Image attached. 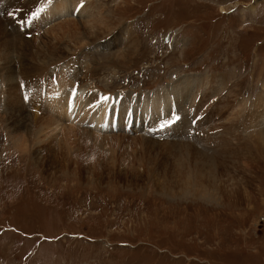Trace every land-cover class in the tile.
<instances>
[{"label":"rangeland","instance_id":"374dc122","mask_svg":"<svg viewBox=\"0 0 264 264\" xmlns=\"http://www.w3.org/2000/svg\"><path fill=\"white\" fill-rule=\"evenodd\" d=\"M49 1L10 0L9 11L0 6L4 22L19 16V10L29 12L27 26L46 16L40 32L26 35L23 25L21 50L35 47V52L51 26L68 20L57 13L48 20L57 6L53 1L43 14ZM69 2L78 3L80 11L73 20L120 23L93 42L66 28L57 45L35 58L14 47L11 70L0 44V264H264V140L259 143L264 133L258 130L259 114L252 113L254 104L264 103V0L64 4ZM5 29L15 40L16 30ZM116 37L122 42L114 45ZM65 74L71 85H63ZM8 75L14 78V93ZM228 80L213 98L202 89H219ZM182 81L193 87L194 98H181L180 90L175 101L167 88L176 90ZM15 93L14 100L30 118L42 116L41 110L54 114L48 104L55 102H61L63 111L78 93L89 126L105 111L115 114L120 101L127 114L136 115L137 108L132 112L128 105L138 98L148 128L158 123L166 133L173 103L182 118L170 128L169 139L157 140L144 131L125 132L120 122L117 132H105L66 119L77 128L70 131L26 117L19 125L36 140L28 139L23 151L15 145L9 120L7 101ZM29 95L25 103L23 97ZM226 95L230 107L222 102L215 108ZM48 97L54 100L46 103ZM37 99L38 106H29ZM190 114L199 118V136L186 135ZM241 114L246 124H238L236 137L221 139L217 133L240 122ZM203 130L214 134L202 137ZM191 145L199 151L187 147ZM238 149L245 152L235 155Z\"/></svg>","mask_w":264,"mask_h":264},{"label":"bare ground","instance_id":"6f19581e","mask_svg":"<svg viewBox=\"0 0 264 264\" xmlns=\"http://www.w3.org/2000/svg\"><path fill=\"white\" fill-rule=\"evenodd\" d=\"M28 1V0H27ZM36 1V0H35ZM53 1L54 2H57V6H56V8L53 10V8H52V4H53ZM69 0H52L51 1V10L49 11V14L47 15V19L49 20L50 19V17H51V19H52V17H54L56 14L55 13H57L58 14V16H60L61 14V16L62 17H64V18H68V20H65L64 22H62V24L60 23V25L59 26H57V27H55V28H52L53 26H51V29L50 30H48L47 31V29L45 30V31H47V32H45V35H44V37H43V39H41V40H39V42H37V50L35 51V52H33V48H35V47H31V48H28V49H26V50H21V47H22V43H24V41H21L22 39L20 38V40H18L19 39V36H21V33H22V27H23V25H24V23H21V24H19V21H21L23 18H25V14L22 12V10H19L20 12H21V14H19V12H18V14L17 15H19V16H17V17H13V19L11 18V20L9 21V22H6V20H5V22L2 20V15H4V14H0L1 15V17H0V44H1V46H2V51H4V53H5V58H6V60H5V62H6V66H7V68L9 69L10 67L11 68H13V62H14V60H12L11 61V54L10 53H12V52H10L9 53V51L12 49V50H14V47L16 48V49H18L20 52H24L25 54H27L28 56H30L29 54H32L33 56H34V58L35 57H37V54L39 55H42V54H47L48 52H49V48H52V47H54L55 45H57L58 44V42H60L62 39H63V37L65 36V33H66V28H68V29H70V31L71 30H74V32L73 33H75L74 35H77V36H86L87 38H89V42L91 41V40H94V41H97V40H99V39H101L102 38V36L104 35V36H106L107 34L109 35L110 33H111V31H114V29H115V27L120 23V22H118L117 20H102V23H99L98 21H93L91 18H86V19H90V20H88V21H86V22H83V20H82V22H79V21H76V19L75 20H73L72 19V17L73 16H76L75 15V13H77L78 11H79V9L76 7V5L78 4H75L74 6L73 5H71V2H69L68 4H64V3H67ZM14 2V1H13ZM28 3V2H27ZM36 4V3H35ZM64 4V5H63ZM0 6H3V7H5V10L7 9L8 11H9V9H10V7H11V2H10V0H0ZM55 6V5H54ZM13 7V6H12ZM15 7V6H14ZM20 8V7H19ZM18 7H17V9H19ZM80 8V7H79ZM1 9V8H0ZM3 9V8H2ZM17 9H15V10H17ZM13 10V9H12ZM0 11H2V10H0ZM80 12V11H79ZM28 13V12H27ZM111 13V12H110ZM33 14V13H32ZM84 14H86V13H84V11H83V14L81 15V18L82 17H84L85 15ZM5 15H6V13H5ZM78 15V14H77ZM77 18V17H76ZM16 19V20H15ZM116 19H118V18H116ZM78 20V19H77ZM80 21H81V19H80ZM5 23H9V25H7L6 24V27L7 26H9V27H13V31L14 30H16V32L14 31V33H15V40H12V38H11V36H10V33H9V31H7L5 28ZM59 24V23H58ZM58 24H56V25H58ZM47 25H48V23H47ZM55 25V26H56ZM50 26V25H49ZM50 28V27H49ZM21 32V33H20ZM18 33H20V35L18 34ZM19 35V36H18ZM43 35V34H42ZM22 36H24L23 34H22ZM21 36V37H22ZM39 36H40V34H39ZM103 36V37H104ZM23 38V37H22ZM84 38V37H83ZM115 38V37H114ZM117 39L114 41V45L118 42L119 43V39L120 38H118V37H116ZM23 40H24V38H23ZM16 41H18V42H20L19 44H20V46H18L17 44H15V42ZM37 41V40H36ZM100 41V40H99ZM102 41V40H101ZM120 41H121V39H120ZM26 42V41H25ZM88 41L86 40V43H87ZM91 42H93V41H91ZM122 42V41H121ZM126 44V43H125ZM27 45V44H26ZM59 46V45H58ZM107 47H111L112 45L111 44H109V45H106ZM122 46V45H121ZM125 46V45H124ZM87 47H88V44H87ZM126 47V46H125ZM57 48V47H56ZM1 50V49H0ZM52 51V50H51ZM124 52V51H123ZM3 53V52H2ZM51 53V52H50ZM127 54V53H126ZM43 56V55H42ZM50 56H51V54H50ZM31 57V56H30ZM40 57V56H39ZM37 59V58H36ZM40 59V58H39ZM32 60H35V59H32ZM126 60V59H125ZM3 61V60H2ZM47 61V60H46ZM79 61V60H78ZM38 63H40L39 61H37ZM15 63V62H14ZM36 62H34V64H35ZM45 63V62H44ZM70 63H72V62H70ZM76 63V62H75ZM61 64V63H60ZM39 65V64H38ZM59 65V64H58ZM68 66V65H67ZM66 66V67H67ZM82 66V65H81ZM24 67V66H23ZM58 67V66H57ZM11 68H10V70H11ZM22 68V67H21ZM78 68V67H77ZM23 69V68H22ZM79 71V70H78ZM12 74V73H11ZM80 74V73H79ZM82 74V73H81ZM68 75V74H67ZM66 74L63 76V79H64V81H63V85H71V83H69L70 82V77H68ZM9 76V75H8ZM7 76V77H8ZM65 77V78H64ZM7 79H9V82L8 83H10V84H7V86L8 85H10V91H12L13 89V93H14V91H17V87L15 88V83H14V78H13V76L12 75H10L9 76V78H7ZM221 79H223V78H221ZM60 81H61V79H60ZM186 82L188 83V81L186 80ZM184 83L183 81L182 82H179L178 84H177V89L175 90V88H173V86L171 87V90H170V88L168 89L167 88V90H169V94L175 99V101H178L177 100V96H176V93L178 92V91H180V90H183V94L181 95V98H190V96H192L191 98H194L193 97V94H192V91L194 90L193 89V87H189V85H187V83ZM205 86H207V85H209L210 83H209V81H201ZM228 83H229V80L225 83V84H223V87H220L219 89H216V90H214V89H207V88H205V86L202 88V89H204V92L205 91H207V92H210L209 94H207L206 95V93L204 94V95H206V96H209L210 98H213V97H215L216 95H218V94H220L221 93V90L222 89H224L227 85H228ZM18 84V83H17ZM62 84V83H61ZM48 85V84H47ZM50 86V85H49ZM49 86H48V88H49ZM71 87V86H70ZM73 88H74V86H72ZM201 87V86H200ZM194 88H196V87H194ZM209 88H211V87H209ZM207 89V90H206ZM71 90H72V88H71ZM82 90V89H81ZM174 90V91H173ZM20 91V90H19ZM18 91V92H19ZM65 91V90H64ZM83 91V90H82ZM165 91V90H164ZM57 91H54L53 93H56ZM60 92H62V91H60ZM159 92V91H158ZM184 92H185V96H184ZM9 93V92H8ZM20 93V92H19ZM85 93V92H84ZM60 94V93H59ZM82 94H83V92H82ZM168 94V95H169ZM192 94V95H191ZM196 94V93H195ZM16 93H15V95H11V94H9V99H8V108H10V115H9V120L11 121V124L14 126V128H12L13 130L15 129V135H13L14 137H15V139H16V141H15V145L17 146V147H19L20 149H23V148H25V151L27 150V147H29L28 146V144L27 143H29L28 141L30 140V139H32V140H36V137H33V136H35L34 135V133H31L30 134V132L29 131H24L23 130V126L21 127L19 124L20 123H23V122H25V120H26V117L27 118H30V117H28V115L25 117L24 115H25V112H24V110H22L20 107L21 106H19V101L17 100V101H15L14 99L16 98ZM85 95V94H84ZM83 95V96H84ZM8 96V95H7ZM76 96H77V98H76V100L74 99V100H69L68 101V103L66 104V106H64V109H63V111H61L60 109L62 108V105H61V102H55V103H51V104H48V106H50V108H52V110H53V112H54V114H51L50 112H45V111H40V112H42V116H39V115H41V114H37V115H34L33 116V118H30V120H32L33 119V121L34 122H38V121H45L47 124H50L49 126H51V127H55V129H58V130H60V129H67V130H70V131H77V128L75 127V126H73V125H70V124H68L67 123V120L66 119H68V120H70V117H72L73 118V120L74 121H78L80 118H81V120H80V122L81 121H83L84 119H86L85 117H86V114H87V109L83 106L84 104H82V102L81 101H79L78 102V98H79V96H80V98H81V95L78 93V94H76ZM89 96V95H88ZM54 97V96H53ZM58 97V96H57ZM56 97V98H57ZM22 98V97H21ZM85 98V97H84ZM133 98H135V97H133ZM154 99L152 100V101H155L156 100V96H154L153 97ZM160 98V97H159ZM203 98H207V97H203ZM231 98V97H230ZM230 98H228V95H226V96H224V99L222 100V98L221 99H219L218 101H217V104H216V107L215 108H219V106H220V104L222 103V105L223 104H225L224 105V107H227L229 104H230ZM19 99V98H18ZM259 99V98H258ZM20 100V99H19ZM39 99H37L36 101H35V103H30V105L29 106H31V107H36V106H38V104H39V101H38ZM88 100V99H87ZM262 100H264V97L262 96V98L260 99V101H262ZM91 101V100H90ZM140 101V100H139ZM142 101V100H141ZM52 102V101H51ZM152 103V102H151ZM150 103V104H151ZM250 103V102H249ZM255 103V102H254ZM179 104V103H178ZM88 105V104H87ZM28 106V105H27ZM251 106V105H250ZM89 107V106H88ZM153 107V106H152ZM163 107V106H162ZM221 107V106H220ZM229 107H230V105H229ZM264 107V103H262V104H258V103H256V104H254V106H253V110H252V113H258L259 115H258V118L260 119H258L259 121V132L262 134V132L264 133V126H262L263 125V123H264V112L262 111H260V109H262ZM48 108V107H47ZM82 108V109H81ZM151 108V107H150ZM154 108V107H153ZM155 109V108H154ZM193 109V108H192ZM223 109V106H222V108H221V110ZM228 109V108H227ZM69 110H71V113H68L69 112ZM251 110V109H250ZM47 111V110H46ZM91 111V110H90ZM93 111V110H92ZM101 111H103V110H101ZM34 112V111H33ZM36 112V111H35ZM44 112V113H43ZM80 114V116L79 117H77L79 114ZM91 113V112H90ZM237 113V112H236ZM235 113V114H236ZM93 114V113H92ZM95 114V113H94ZM191 115V114H190ZM230 115V114H229ZM90 116V115H89ZM231 116V115H230ZM241 116H242V118H241V120L240 119H237V120H240V122H237L236 121V124H234V121L233 122H231L232 124H230L229 126H224L225 128L224 129H222V131H220V132H218L217 134H219L218 136H220V137H222L221 139H223L224 137L223 136H226V135H231L232 136V134H233V136H234V134H235V132H237V130H240L241 128H239V127H242L243 126V124H246V120H245V116L244 115H242L241 114ZM107 117H108V112L107 111H105V114L104 115H100L95 121H94V124H92V126H95V128L98 130L99 128L98 127H100L101 129H100V131H105V132H108V131H110V128H109V125L107 124V122H106V119H107ZM237 117V116H236ZM239 117H240V115H239ZM251 118V115L249 114V116H248V118ZM65 118V119H64ZM201 120V119H200ZM230 120V119H229ZM262 120V121H261ZM66 121V122H65ZM71 121V120H70ZM252 121V120H251ZM43 123V122H42ZM66 123V124H65ZM77 123V122H76ZM204 123V122H203ZM228 123H229V121H228ZM228 123H227V125H228ZM114 124L115 123H113V127H112V129H114V131H117V129H119L116 125L117 124H115V126H114ZM238 124H240L239 125V127H238ZM250 124H252L251 122H250ZM261 124V125H260ZM223 125V124H222ZM257 125V124H256ZM255 125V126H256ZM12 126V127H13ZM203 126V125H202ZM208 126V125H207ZM211 126V125H210ZM216 126V125H215ZM254 126V127H255ZM260 126H262L261 128H260ZM151 127V126H150ZM221 127V126H220ZM234 127V128H233ZM258 127V126H257ZM40 128H42V127H40ZM40 128L38 129V130H40ZM89 128V127H88ZM188 128V127H187ZM208 128V127H207ZM247 128H249V127H246L245 129H247ZM52 128H50V130H51ZM184 129V128H183ZM200 130V129H199ZM209 130H210V128H209ZM215 130H217V129H215ZM214 130V131H215ZM221 130V129H220ZM255 130H257V128L256 129H254V131ZM260 130H262V131H260ZM32 131V130H31ZM35 130H33V132H34ZM91 131V130H90ZM200 131H202V130H200ZM203 131H205V130H203ZM54 132H55V130H54ZM92 132H95V131H93L92 130ZM98 132V131H97ZM245 132V131H244ZM256 132V131H255ZM27 133V134H26ZM40 132L39 131H37V133L36 134H39ZM103 133V132H102ZM253 133V132H252ZM95 134V133H94ZM143 134H144V132H143ZM185 134V133H184ZM201 134H202V132H201ZM205 134V135H204ZM204 134H203V136L202 137H209L210 135H213L214 133H212V132H209L208 130H207V132L205 131L204 132ZM237 134V133H236ZM255 134V133H254ZM31 135H33V136H31ZM50 135V134H49ZM53 135H55V134H53ZM58 135V134H57ZM95 135H97V136H95V137H98V138H102L103 136H101V135H99V134H95ZM110 135V134H109ZM142 135V134H141ZM149 135H151V134H149ZM260 135V134H259ZM38 136V135H37ZM43 136H45V135H43ZM42 136V137H43ZM39 137H41V135L39 136ZM41 137V138H42ZM46 137V136H45ZM51 137V136H50ZM49 136H48V138H50ZM220 137H219V140H220ZM234 137H236V136H234ZM40 138V139H41ZM53 138V137H52ZM191 138V137H190ZM226 138V137H225ZM230 138V137H229ZM29 139V140H28ZM44 139V138H43ZM197 139V138H196ZM31 140V141H32ZM42 140V139H41ZM40 140V141H41ZM53 140V139H52ZM212 140V139H211ZM225 140V139H224ZM262 140H264V137H262L261 138V141H259V143L260 144H262ZM196 141V140H195ZM225 141H228V140H225ZM237 141H238V139H237ZM37 142V141H36ZM43 142V141H42ZM214 143V142H213ZM223 143V142H222ZM30 144V143H29ZM33 144H34V142H33ZM40 144V143H39ZM203 144V143H202ZM221 144V143H220ZM220 144H218L217 146H218V148H219V146H220ZM227 144V143H226ZM230 145H231V142L229 143ZM240 144V143H239ZM257 144V143H256ZM255 144V145H256ZM201 145V144H200ZM208 145V144H207ZM33 146V145H32ZM226 146V147H225ZM223 145V146H221V147H223V148H225V150L227 149V145ZM233 146V145H232ZM243 146V145H242ZM260 146V145H259ZM258 146V147H259ZM262 146V145H261ZM264 146V145H263ZM31 147V146H30ZM34 147V146H33ZM187 147H192L194 150H197V151H199V148H197V147H193V145H191V146H187ZM35 148V147H34ZM215 148H217V147H215ZM208 149V148H207ZM212 149V148H211ZM232 149V148H231ZM233 149H234V147H233ZM246 149V148H245ZM33 150V149H32ZM31 150V151H32ZM221 150V149H220ZM236 150V149H235ZM263 150H264V148H263ZM20 151V150H19ZM23 151H24V149H23ZM39 151V150H38ZM193 151V150H192ZM230 151V150H229ZM241 151V150H240ZM239 151V149H238V151L236 152V153H234V152H232V154L234 153L235 155L237 154V155H241V154H243L244 152H240ZM30 152V151H29ZM33 152V151H32ZM36 153V152H35ZM39 153V152H38ZM227 153V152H226ZM194 154V153H193ZM199 154V153H198ZM36 155H37V153H36ZM182 155V154H181ZM229 155V154H228ZM248 156L249 154H244V156ZM195 156H196V154H195ZM224 156V155H223ZM245 156V157H246ZM237 159V158H236ZM242 160H244V159H242ZM246 161V160H245ZM214 163V162H213ZM242 170H245V169H242ZM239 171V170H238ZM238 171H235V172H238ZM194 183H196V185L199 183V181L198 182H195L196 180L193 178V180H192ZM198 186H200V185H198ZM195 188V187H194Z\"/></svg>","mask_w":264,"mask_h":264},{"label":"snow or ice","instance_id":"6c2138e0","mask_svg":"<svg viewBox=\"0 0 264 264\" xmlns=\"http://www.w3.org/2000/svg\"><path fill=\"white\" fill-rule=\"evenodd\" d=\"M177 119H179V118H177Z\"/></svg>","mask_w":264,"mask_h":264}]
</instances>
